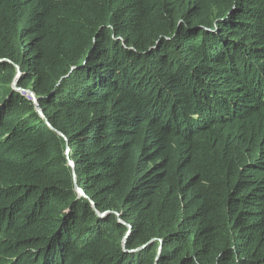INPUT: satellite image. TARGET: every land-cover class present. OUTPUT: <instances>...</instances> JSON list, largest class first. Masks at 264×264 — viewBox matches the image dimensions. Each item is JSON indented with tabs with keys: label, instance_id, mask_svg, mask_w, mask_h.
<instances>
[{
	"label": "trees",
	"instance_id": "obj_1",
	"mask_svg": "<svg viewBox=\"0 0 264 264\" xmlns=\"http://www.w3.org/2000/svg\"><path fill=\"white\" fill-rule=\"evenodd\" d=\"M0 264H264V0H0Z\"/></svg>",
	"mask_w": 264,
	"mask_h": 264
},
{
	"label": "clouds",
	"instance_id": "obj_2",
	"mask_svg": "<svg viewBox=\"0 0 264 264\" xmlns=\"http://www.w3.org/2000/svg\"><path fill=\"white\" fill-rule=\"evenodd\" d=\"M16 86V85H15ZM20 88V87H19ZM21 94H23V93H29V94H31L32 95V99H28V100H30V101H32L34 104H35V106L37 105V100H36V98H35V96H34V94H33V92H31L30 90H21V88L18 90ZM24 96V95H23Z\"/></svg>",
	"mask_w": 264,
	"mask_h": 264
},
{
	"label": "built area",
	"instance_id": "obj_3",
	"mask_svg": "<svg viewBox=\"0 0 264 264\" xmlns=\"http://www.w3.org/2000/svg\"><path fill=\"white\" fill-rule=\"evenodd\" d=\"M23 95L27 98V99H32V95L29 93H23Z\"/></svg>",
	"mask_w": 264,
	"mask_h": 264
},
{
	"label": "rangeland",
	"instance_id": "obj_4",
	"mask_svg": "<svg viewBox=\"0 0 264 264\" xmlns=\"http://www.w3.org/2000/svg\"><path fill=\"white\" fill-rule=\"evenodd\" d=\"M35 109H36V111H38V113H39L40 115L42 114L41 110H39L38 104L35 106Z\"/></svg>",
	"mask_w": 264,
	"mask_h": 264
},
{
	"label": "water",
	"instance_id": "obj_5",
	"mask_svg": "<svg viewBox=\"0 0 264 264\" xmlns=\"http://www.w3.org/2000/svg\"><path fill=\"white\" fill-rule=\"evenodd\" d=\"M12 87H13L14 89H16V90H19V89H20L19 87L15 86L14 84L12 85Z\"/></svg>",
	"mask_w": 264,
	"mask_h": 264
}]
</instances>
